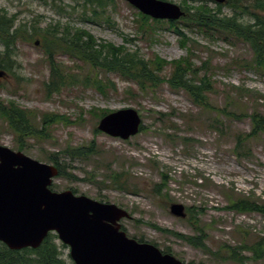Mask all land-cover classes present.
I'll use <instances>...</instances> for the list:
<instances>
[{"label":"rangeland","instance_id":"obj_1","mask_svg":"<svg viewBox=\"0 0 264 264\" xmlns=\"http://www.w3.org/2000/svg\"><path fill=\"white\" fill-rule=\"evenodd\" d=\"M166 1L184 5L183 0ZM66 4L75 5L69 0ZM210 5L216 6L212 2ZM0 9L8 16L15 15V27L22 31L36 26L42 32H51L54 27L60 30L69 24L73 30L87 32L99 44L124 45L139 51L146 59L158 55L172 62L188 56V47L193 48V63L210 69L212 76L209 83L213 92L208 93V99L213 109L209 111L194 103L183 89L168 85L173 65L163 66L160 77L166 82L143 94L118 73L95 70L79 57L61 52L54 56L57 67L82 83L88 78L92 82L97 74L96 78L108 84L106 95L91 83L88 87L81 83L62 87L59 92L49 94L46 85L52 78V67L40 36L19 43L17 61L21 66L15 74L7 73L1 80L0 100L6 103L15 100L21 108L33 111L40 129L45 117L57 119L51 126L43 127L42 137H29L22 142L23 152L33 159L50 165H53L50 158L61 159L66 176L54 180V191L76 190L78 195L127 210L131 218L121 224L129 237L144 239L184 264H242L230 258L234 256L242 259L243 264H264V258L256 259L253 252L242 249L244 245L253 246L264 236V214L233 210L228 198L231 194L235 199L264 201V134L247 142L250 151L244 157L237 156L235 137L249 133L253 123L246 117L228 119L217 110H223L228 96L234 99L242 90L244 99L236 106L231 105L234 113H251L257 108L264 114V70L252 66L253 51L247 43L233 37L225 41L218 35L188 32L191 42L183 48L168 21L156 25L155 41L151 42L139 29V10L125 0L107 5L105 15L110 24L104 20L99 24L80 21L78 8L65 9L60 14V10L44 0H0ZM223 12L232 15L229 3H225ZM176 21L182 23L184 19ZM244 21L252 22L250 17ZM150 24L155 25L152 21ZM199 73L203 76L205 70ZM240 107L248 110L240 111ZM127 108L140 113L143 129L138 135L122 140L98 130L99 114ZM216 119L222 124L220 135L210 128ZM0 145L17 151L15 134L1 117ZM79 149L90 155L72 156ZM122 172L127 173L124 178L127 191L115 188L112 183V176ZM172 204L184 205L186 217L172 215ZM202 234V240H189ZM52 243L58 259L75 264L70 248L58 236ZM19 254L28 261L38 259L36 253Z\"/></svg>","mask_w":264,"mask_h":264},{"label":"trees","instance_id":"obj_2","mask_svg":"<svg viewBox=\"0 0 264 264\" xmlns=\"http://www.w3.org/2000/svg\"><path fill=\"white\" fill-rule=\"evenodd\" d=\"M45 3L55 6L60 10V14L64 13L65 9L72 8L74 11L78 8V19L83 22L101 23L103 20L109 23V18L105 15L106 7L110 2L115 0H69L75 5L66 4L68 0H44ZM188 1L194 2L189 4ZM228 0L232 15H227L223 12L225 5L216 4L211 6L208 0H183L184 5L181 6L185 11L184 21L182 23L169 22L170 29L179 36L180 44L183 48L188 47L191 42L188 32L194 34L200 32L206 36L218 35L224 37L228 41V37L236 38L237 40L247 43L253 51V67L264 70V0ZM197 4V5H196ZM73 13H69L72 16ZM140 18L139 29L142 34L148 36L151 42H154V34L156 33V25L165 23L164 20H154L141 12H137ZM245 17H250L252 22H246ZM14 16H8L5 10L0 9V70L6 73H16L20 68L18 63V49L19 43L24 41H32L35 36H40L43 39V47L45 54L52 67V78L47 83V91L59 92L62 87H73L75 84H84L88 87L89 84L98 90L100 93L106 95L107 83L103 79L95 78L91 82L89 78L83 83L78 80L76 76L64 73L65 69L56 66L54 56L58 52L66 53L72 57H79L95 70L104 71L106 73H118L122 80L134 84L138 87V92L147 94L155 91L161 83L166 82L164 78L160 77L163 72V66L173 65L171 78L167 80L168 85L173 89H183L193 99L194 103L201 104L204 110L209 111L213 106L209 103L208 93H212V84L209 83L211 79L210 69L203 66H197L192 61L193 48L188 47L189 55L179 60L168 62L158 55H154V59H146L139 51L127 49L124 45L116 46L112 43H97L94 38L83 30H73L69 24H66L62 29L51 32H42L40 28L32 26L31 30L22 31L21 28L15 27L16 20ZM152 21L155 25L150 24ZM110 24V23H109ZM181 24V25H180ZM180 25V26H178ZM52 27V26H51ZM74 31L75 33H73ZM213 38V37H211ZM127 43H130L126 39ZM64 70V71H63ZM205 70L203 76H199V72ZM107 84V85H106ZM91 86V87H92ZM110 86L115 87L114 83ZM242 90L236 93V97L226 102L223 110L217 109L221 116L228 119H242L243 117L250 118L253 123V128L249 133H239L235 137L234 153L239 157H244L250 148L247 142L251 139L264 134V114L258 111L257 108L251 113H234V107L231 105H238L244 99ZM254 101V99H253ZM233 110V111H232ZM248 109L240 107V111ZM111 111H103L98 115L102 118L106 113ZM161 114V113H159ZM163 115V114H162ZM166 115V114H164ZM0 117L7 124V127L15 134L17 140V150L24 151L25 145L23 140L29 137L40 138L43 136L42 129L45 126H51L57 119L45 117L42 122V129L37 123V116L33 111L21 108L15 100H10L7 103L0 100ZM160 121V119H159ZM162 122L164 120H161ZM39 127V128H38ZM212 131L220 135L222 133V124L216 119L210 125ZM143 127H141V130ZM172 129V128H171ZM187 140V138H186ZM22 144V145H21ZM89 151L93 149L91 146L87 147ZM83 149V148H82ZM88 152L78 150L77 154L72 156L88 157ZM52 164L59 169V177L66 176L63 167L64 164L61 159L50 158ZM127 173L122 172L112 176V183L115 188L127 191L125 177ZM159 190V189H157ZM76 193V190H73ZM160 193V192H158ZM230 208L241 212H258L264 214V201L256 202L240 197L235 199L234 196L228 194ZM199 232V230H197ZM57 235L50 233L43 245L34 249H25L23 252L12 251L5 244L0 242V264H26L28 260L19 253H24L26 256L37 254L38 259L33 258L28 261V264L35 262L36 264H65L64 261L57 258L58 252L55 245L52 243ZM203 234L199 237H191L190 241L202 240ZM143 241V239H140ZM199 246V244H195ZM242 249H248L253 252L256 259L264 258V236L258 238L253 246H242ZM237 250L232 251L236 253ZM240 252L243 250L239 249ZM238 262L244 263L242 259L236 256L230 257Z\"/></svg>","mask_w":264,"mask_h":264},{"label":"water","instance_id":"obj_3","mask_svg":"<svg viewBox=\"0 0 264 264\" xmlns=\"http://www.w3.org/2000/svg\"><path fill=\"white\" fill-rule=\"evenodd\" d=\"M125 1L153 19L176 21L185 16L181 6L169 1ZM5 76L0 70V79ZM141 122L137 110L121 109L105 115L98 130L127 140L139 133ZM58 175L56 166L0 145V241L9 249L39 248L48 234L55 232L71 248L75 264H184L151 243L129 238L120 221L130 214L117 205L78 196L71 190L52 191ZM170 212L186 217L182 204H172Z\"/></svg>","mask_w":264,"mask_h":264},{"label":"flooded vegetation","instance_id":"obj_4","mask_svg":"<svg viewBox=\"0 0 264 264\" xmlns=\"http://www.w3.org/2000/svg\"><path fill=\"white\" fill-rule=\"evenodd\" d=\"M123 229V228H122ZM162 251V250H161ZM163 253H165L164 251H162Z\"/></svg>","mask_w":264,"mask_h":264}]
</instances>
